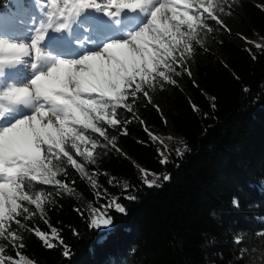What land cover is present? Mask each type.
Listing matches in <instances>:
<instances>
[{
	"label": "trees",
	"instance_id": "obj_1",
	"mask_svg": "<svg viewBox=\"0 0 264 264\" xmlns=\"http://www.w3.org/2000/svg\"><path fill=\"white\" fill-rule=\"evenodd\" d=\"M241 6L245 39L264 40V11L248 0ZM2 7L13 9L10 0H0ZM218 45V53L195 46L200 53L194 74L185 77L183 87L172 85L165 113L141 100L138 110L145 124L131 119L128 134H117L119 151L109 147L104 154L97 149L98 164L86 165L89 175L97 173L92 179H81L69 168L74 174L69 180L76 181L69 185L72 191L37 185L52 196L44 204V214L29 206L36 214L24 223L48 233L50 239L51 227L56 228L63 244L53 240L56 247L47 248L32 232L22 230L25 247L20 251L26 260L32 264H264V47H240L226 40ZM167 135L173 139L165 143ZM165 146L169 151L164 152ZM157 150L169 163H160ZM141 169L159 174L158 186L142 183ZM92 180L97 181L95 189ZM126 185L128 192L123 191ZM94 193L109 200L119 197L126 214L109 210L111 226L91 227L90 209L105 203L97 202Z\"/></svg>",
	"mask_w": 264,
	"mask_h": 264
},
{
	"label": "snow or ice",
	"instance_id": "obj_2",
	"mask_svg": "<svg viewBox=\"0 0 264 264\" xmlns=\"http://www.w3.org/2000/svg\"><path fill=\"white\" fill-rule=\"evenodd\" d=\"M29 3L36 13L27 20L23 16L14 20L15 27L27 33V41L5 35L12 30V18L0 16V79L10 69L27 73L19 82L0 88V264H32L20 251L25 247L23 231L32 232L47 248L56 247L53 240L63 244L56 228L50 226V239L48 233L24 223L36 214L29 206L44 214V204L52 196L37 185L67 193L72 191L69 185L76 183L69 180V168L81 179L97 175H89L86 165L98 164L101 152L97 149L104 154L109 147L119 151L117 134H128L127 124L135 118L133 105L141 98L151 103L146 89L158 80L175 84L167 73L183 67L185 58L196 50L194 44H201L198 30L211 32L208 20L222 25L215 15L217 7L230 13L216 0ZM17 6L28 11L25 0H17ZM121 110L133 117H123ZM150 136L163 145L155 134ZM164 152L157 150L162 165L169 163ZM176 152L183 154L178 148ZM141 173L147 187L158 186L159 174L147 169ZM149 174L156 179L149 181ZM114 180L110 178L109 184ZM91 187H97L96 180ZM94 195L97 202L105 203L90 209L91 227L111 226L109 210L126 214L119 197L109 200L107 195ZM64 255L69 252L65 250Z\"/></svg>",
	"mask_w": 264,
	"mask_h": 264
},
{
	"label": "rangeland",
	"instance_id": "obj_3",
	"mask_svg": "<svg viewBox=\"0 0 264 264\" xmlns=\"http://www.w3.org/2000/svg\"><path fill=\"white\" fill-rule=\"evenodd\" d=\"M10 1L12 3L13 9L7 10L4 7L0 8V16L12 18L13 31L8 32V34L10 35H7V33H5V35L17 40L23 39L27 41L28 39L27 33L23 28L15 27L14 20L15 18H18L20 16H23L25 20L29 19L31 15L35 14L36 8L34 7V5L29 3V0H25V4L28 8V11L24 12L23 9H20L17 6V0H10ZM242 1L244 0H216L218 4L223 3V5L226 8H229L230 13L229 11L221 12L217 7L215 9V15H217L218 18L222 21V25H217L215 21L208 20L207 23L212 26V31L208 32L206 29L198 30L197 38L201 41V44L200 45L194 44V47L199 46L201 49H205L213 53H218L219 51L218 42L225 40L234 42L236 45L240 47H247L248 44H251L253 46H255L256 44L264 46V40L262 39L255 38L253 40H248V41L247 39H245L246 26L243 21L244 11L241 6ZM248 1H251L254 4L259 5V7L264 11V3H260L262 0H248ZM195 49L196 50L194 51V53L190 58L189 57L185 58L183 62V67L176 69V72L180 73L179 75H177L176 72L167 73V75H169L176 82L175 84L172 85L183 87V85H185L184 84L185 77H187L188 79L192 78L194 74L195 63L200 53L196 47ZM185 69H187V71H185ZM188 71H190L191 75H188ZM14 74H15V76L13 77L14 81H18V78H20L21 75H27V73L23 69H21L19 72L15 71ZM7 77L10 76L4 77L3 84L2 86H0V88L4 87L5 84L7 83L8 81L6 80ZM172 85L163 83L162 81L158 80L157 82H155L153 88L146 89L149 92V96L151 97V104H153L161 114L165 113L168 109L169 97L171 95ZM142 99L144 98L137 100V102L133 105V113L135 114V117L139 119L138 120L139 123L143 121V124H145L138 110V105L139 103H141ZM121 112L124 113V110H121ZM171 139H173V137L171 135H167V139L165 140V143H168ZM69 174H70L69 178L71 176H74L72 171H69ZM60 178L63 179V177ZM147 179H149L148 176ZM83 206L87 208L86 203L83 204Z\"/></svg>",
	"mask_w": 264,
	"mask_h": 264
},
{
	"label": "bare ground",
	"instance_id": "obj_4",
	"mask_svg": "<svg viewBox=\"0 0 264 264\" xmlns=\"http://www.w3.org/2000/svg\"><path fill=\"white\" fill-rule=\"evenodd\" d=\"M35 13H36V9H35ZM11 31H13V30H11ZM12 33H14V32H12ZM7 35H10V34H8V32H7ZM52 35V34H51ZM15 71H17V70H14V69H10V70H6V76H10V77H7V79L6 80H8L7 82H10V81H14L13 80V77L15 76ZM5 76V77H6ZM21 78V77H20ZM20 78H18V81L17 82H19V79ZM4 79V78H3ZM3 79H0V86H2V84H3Z\"/></svg>",
	"mask_w": 264,
	"mask_h": 264
}]
</instances>
